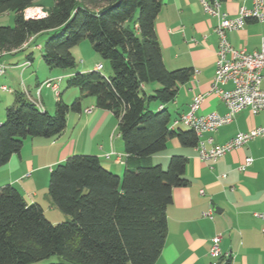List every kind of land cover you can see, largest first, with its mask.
Instances as JSON below:
<instances>
[{"label": "trees", "instance_id": "1", "mask_svg": "<svg viewBox=\"0 0 264 264\" xmlns=\"http://www.w3.org/2000/svg\"><path fill=\"white\" fill-rule=\"evenodd\" d=\"M52 1L45 17L26 18L37 0H0V16L12 13L15 24L0 25V58L33 37L49 35L42 58L50 70L74 69L72 50L89 40L112 72L105 77L99 64L101 70L97 65L68 77L67 88L78 89L80 96L72 104L59 99L54 114L33 104L25 92L16 93L0 124V168L28 139L60 137L69 114L82 113L84 100L93 98L98 109L118 119L125 171L115 174L93 155H75L57 165L48 194L71 217L57 224L14 185L1 187L0 264H35L52 256L63 259L54 264H155L166 244L173 192L190 182L187 157L172 156L166 168L151 159L172 139L187 148L198 146L194 131L173 127L167 108L195 70H169L164 63L156 33L163 0Z\"/></svg>", "mask_w": 264, "mask_h": 264}, {"label": "crops", "instance_id": "2", "mask_svg": "<svg viewBox=\"0 0 264 264\" xmlns=\"http://www.w3.org/2000/svg\"><path fill=\"white\" fill-rule=\"evenodd\" d=\"M51 6L45 5L44 0L36 2V7L49 9ZM242 6L251 8L252 0L220 1L221 12L231 18L238 16ZM217 24L218 18L205 11L202 0H163L162 11L156 21V33L164 63L169 70L192 68L197 72L188 84L180 88L176 100L167 105L173 120L189 113L194 97L199 94L205 95V99L196 112L197 116L212 113L224 116L228 113L219 96L209 95L217 69ZM39 38L33 37L21 49L12 54L3 53L1 57L20 54ZM227 39L235 49H245L250 53L258 51L264 42V23L249 20L243 30L228 32ZM38 48L43 50L41 46ZM25 58L10 66L15 70L33 67L34 56L27 55ZM99 64L96 63L92 71ZM86 70L91 69L82 71ZM51 71L48 78L76 74L71 70L63 73ZM33 74L20 84V91L13 93V104L18 92L26 91L34 98L38 96L42 83L34 80ZM223 87L230 90L233 85L229 83ZM40 93L43 108L50 114H54L59 99L65 101L61 93L58 97L52 92L55 96L52 101L50 94H46L48 97L44 99L42 90ZM68 96L65 102L71 104L80 94L71 92ZM88 109L92 112L87 113ZM3 121L0 118V124ZM263 125L264 112L253 114L246 109L218 132L205 134L204 140L213 139V143H206V147L210 149L223 145L239 132L246 133ZM112 152L120 156L121 162H117L116 157L106 158ZM75 155L97 156L108 170L118 175H123L125 171L127 154L118 119L113 113L98 109L93 98L84 100L82 113L69 114L67 128L60 137L25 141L22 151L0 168V188L14 185L29 204L38 203L42 207L43 195L50 204V211L60 220L57 223L67 221L69 216L61 220L62 216L57 214L56 206L49 194L47 199L44 190L51 170ZM175 155L188 158L186 178L190 185L176 188L173 192V203L167 209L166 244L155 264H264V136L215 162L203 161L197 147L187 148L178 139H172L164 152L152 157L151 163L164 167ZM248 157L254 160L253 164L246 172H240V165ZM209 211L214 212L213 220L204 217ZM217 235L222 236L220 246L223 257L219 260L210 254L212 241Z\"/></svg>", "mask_w": 264, "mask_h": 264}, {"label": "built area", "instance_id": "3", "mask_svg": "<svg viewBox=\"0 0 264 264\" xmlns=\"http://www.w3.org/2000/svg\"><path fill=\"white\" fill-rule=\"evenodd\" d=\"M202 2L205 11L218 18V24L215 28V32L219 37L217 69L209 95L219 96L226 104L228 113L224 116L217 113H212L207 116H197L196 112L205 99V95L199 94L194 97L190 112L175 119L173 127L184 126L194 131L199 138L197 146L199 157L203 161L215 162L229 152L241 149L248 143L264 136L263 125L246 133L239 132L227 143L213 146L210 149L206 147V143L212 144L213 139L204 140L205 134L218 132L220 128L230 124L237 114L246 109L251 110L253 114L264 112V42L260 50L250 53L245 49H235L227 39L228 32L243 30L249 20L264 23V0H252L251 8L242 6L238 16L235 18H231L227 13L221 12L219 0H213L212 3L207 0H202ZM31 10L27 9L25 11L26 18H43L47 14H43L42 10H38L39 12L37 11V14L31 15ZM102 68L101 65L96 67L97 70H101ZM6 72L7 66L0 62V76L5 75ZM61 79L47 80L43 83L42 87L52 90L59 97ZM229 83L233 85V88L226 90L223 86ZM42 87L38 91V96ZM1 90L14 93L6 86H1ZM25 93L33 104L40 109H44L39 98H34L26 91ZM86 112L91 113L92 109H88ZM113 157H116L117 162H121L120 156L114 152L106 156L107 159ZM253 161L252 158H246L240 165L239 171L246 172L253 164ZM204 217L213 220L215 215L213 211H209L204 214ZM221 241V235H217L212 241L213 244L210 254L216 260L222 259L223 257L220 246ZM214 264H218V262H214Z\"/></svg>", "mask_w": 264, "mask_h": 264}, {"label": "rangeland", "instance_id": "4", "mask_svg": "<svg viewBox=\"0 0 264 264\" xmlns=\"http://www.w3.org/2000/svg\"><path fill=\"white\" fill-rule=\"evenodd\" d=\"M44 3H45V5H48V6L53 5L52 0H44ZM29 9H32L31 15L37 14L38 10H42L43 14L47 13V9L42 8V7H34V8H29ZM0 25L13 27L15 25L14 24V15L10 14V15H3L2 17H0ZM49 37H50L49 35L41 36L39 39H37L36 42H34V43L32 42V45L29 49H27L26 51H24L18 55H15V56L14 55H7V56L5 55V56L0 58L1 63L4 65L6 64V66H7L6 74L0 76V118H3V119L5 118L7 109L12 107L13 101H14V94L6 92V91H2L1 86H6L8 89H11L13 92L20 91V84L22 85V83L26 82L25 80L34 73L33 79L36 80L37 82H40V84L42 83L40 85V88H41L43 85V82L48 78V76L51 75L52 71L47 67V65L44 63L43 58H42L43 57V50L38 48L39 46L44 48L45 44L49 40ZM72 53H73L74 58L76 60V67L74 69H71V71H76V73H84V72L92 71V67L94 65H96V63H100L104 67L101 74L104 75L105 77L110 76L112 70H111V65H110L109 61L104 60L98 53H96L94 51L89 40L82 41L77 47H75L72 50ZM27 55H33L34 56L35 62H34L33 67L15 70L12 68V66H10L12 64H16V63H19V62L25 60L26 59L25 56H27ZM85 68L91 69V70L82 71ZM66 71H70V70H66ZM66 71L58 70V69L53 70V72H60V73H63ZM59 78H62L61 79L62 82L60 83L59 92L62 94V97L64 98L65 101L67 100V98L69 97L68 95H70L71 92H78V94H80L79 90L76 88H73V89L67 88L68 77L63 76V77H54V78H48V79L49 80H58ZM32 85H34V82ZM41 90L43 92V98L44 99L46 97H48L46 94H50L52 96L51 101L54 100L55 96H57L55 92H53L52 90L50 91V89H47L46 87H42ZM38 91H40V90H38ZM52 92L55 94V96ZM36 98H39V100L42 103L41 93ZM49 100H50V98H49ZM74 101H75V99H73L70 103L72 104ZM153 105H155V104H153ZM76 115H79V114H76ZM182 128L184 130H187L186 127L182 126ZM167 166L165 165L164 168H166ZM48 185H49V182H48ZM48 185L44 190V195L47 196V199H49V197H48ZM41 196L43 199V203H44L43 207L46 210L47 218L50 221H52L53 223H57L58 221H60L50 211V209H49L50 204L45 199V197L43 195H41ZM55 210H56L57 214L62 216L61 220H64L67 218L68 215L64 214L57 207H55ZM70 219H71V217H69V220ZM54 263H63V259L58 257V256H52L49 259H46L44 261H41V262H38L35 264H54Z\"/></svg>", "mask_w": 264, "mask_h": 264}]
</instances>
